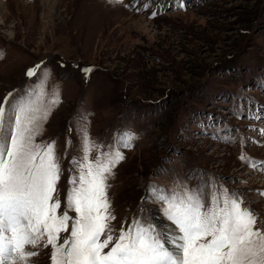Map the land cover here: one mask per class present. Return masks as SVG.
Masks as SVG:
<instances>
[{
	"label": "rangeland",
	"instance_id": "obj_1",
	"mask_svg": "<svg viewBox=\"0 0 264 264\" xmlns=\"http://www.w3.org/2000/svg\"><path fill=\"white\" fill-rule=\"evenodd\" d=\"M42 72L60 103L37 142L61 158V211L86 129L102 151L134 133L108 179L114 228L170 224L149 187L184 182L237 193L264 224V0H0V101Z\"/></svg>",
	"mask_w": 264,
	"mask_h": 264
},
{
	"label": "snow or ice",
	"instance_id": "obj_2",
	"mask_svg": "<svg viewBox=\"0 0 264 264\" xmlns=\"http://www.w3.org/2000/svg\"><path fill=\"white\" fill-rule=\"evenodd\" d=\"M40 68L26 75L34 77ZM13 97L9 92L0 101V264H28L37 254L28 246L40 244L51 248L50 264H264L258 214L237 193L212 182L150 186L170 225L158 228L133 218L127 226L113 227L108 179L134 133L119 134L102 151L104 146L84 130L83 155L72 161L76 174L69 178L61 211V158L55 141L37 142L43 122L60 103L59 93L48 91L42 72L32 88ZM240 159L249 161L245 155Z\"/></svg>",
	"mask_w": 264,
	"mask_h": 264
},
{
	"label": "bare ground",
	"instance_id": "obj_3",
	"mask_svg": "<svg viewBox=\"0 0 264 264\" xmlns=\"http://www.w3.org/2000/svg\"><path fill=\"white\" fill-rule=\"evenodd\" d=\"M164 225H170V224H164ZM164 225H163V226H164Z\"/></svg>",
	"mask_w": 264,
	"mask_h": 264
}]
</instances>
